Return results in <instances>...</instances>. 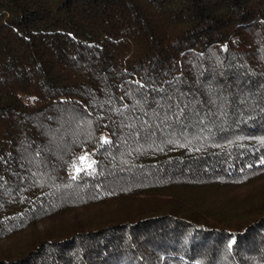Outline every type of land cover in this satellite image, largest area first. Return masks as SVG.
I'll use <instances>...</instances> for the list:
<instances>
[{"label":"trees","instance_id":"1","mask_svg":"<svg viewBox=\"0 0 264 264\" xmlns=\"http://www.w3.org/2000/svg\"><path fill=\"white\" fill-rule=\"evenodd\" d=\"M33 228L0 264H264V0H0V241Z\"/></svg>","mask_w":264,"mask_h":264},{"label":"rangeland","instance_id":"2","mask_svg":"<svg viewBox=\"0 0 264 264\" xmlns=\"http://www.w3.org/2000/svg\"><path fill=\"white\" fill-rule=\"evenodd\" d=\"M121 202L120 203H112L110 204V206H104L102 208H98V209H94V208H97V207H92V208H89V209H92V210H88V211H84V212H81L82 215H85V214H89V213H93L95 214V217L98 218V216L100 217L101 214L103 213H108V212H112L114 213L115 212V209H118L119 210V214H116V212L112 215L114 218L116 217H120V218H124L126 217V208L122 207V205L120 206ZM121 212V214H120ZM69 215H65L59 219H65V218H68ZM55 221V220H53ZM36 229L37 230H43V229H46L48 230L49 233H52V228L51 226H55L54 222H51L49 220H45V221H41L39 223L36 224ZM64 224H62L63 226ZM37 230H33L30 231L29 229H26L23 233H18L16 235H14L13 237H11L10 239H7V240H2L0 241V249L2 248H8L9 250L12 249V248H16L18 247L19 245H24L25 246V243L27 244V240L28 241H31L33 238L31 237L34 232L36 233Z\"/></svg>","mask_w":264,"mask_h":264}]
</instances>
